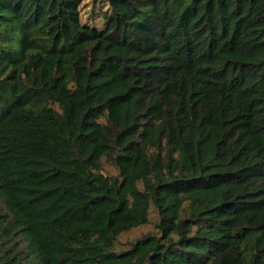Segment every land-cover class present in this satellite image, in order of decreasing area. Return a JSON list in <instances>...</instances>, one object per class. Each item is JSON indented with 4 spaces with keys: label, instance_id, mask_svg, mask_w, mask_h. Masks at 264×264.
Here are the masks:
<instances>
[{
    "label": "trees",
    "instance_id": "1",
    "mask_svg": "<svg viewBox=\"0 0 264 264\" xmlns=\"http://www.w3.org/2000/svg\"><path fill=\"white\" fill-rule=\"evenodd\" d=\"M84 1L0 0V264H264V0Z\"/></svg>",
    "mask_w": 264,
    "mask_h": 264
},
{
    "label": "rangeland",
    "instance_id": "2",
    "mask_svg": "<svg viewBox=\"0 0 264 264\" xmlns=\"http://www.w3.org/2000/svg\"><path fill=\"white\" fill-rule=\"evenodd\" d=\"M95 9L97 10V9H99V7L97 5L96 6L93 5V0H85L84 1L83 5H82L83 22H90L91 24L93 23V21L91 20V12L93 10L95 11ZM95 14H96V11H95ZM107 171L109 173H114L115 175H117V173H115V171H113L111 169H108ZM152 231H154V227L151 225V226H148V227L143 228L141 230L134 231V232H131L129 234L123 235L119 240L120 241L119 246L121 248L125 249V248L129 247L131 242L135 241L137 238L141 237L142 235L149 233V232H152Z\"/></svg>",
    "mask_w": 264,
    "mask_h": 264
}]
</instances>
